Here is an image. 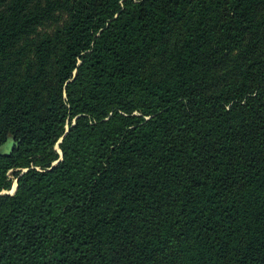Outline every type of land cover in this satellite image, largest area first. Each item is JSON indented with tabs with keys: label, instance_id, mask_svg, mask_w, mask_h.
<instances>
[{
	"label": "trees",
	"instance_id": "trees-1",
	"mask_svg": "<svg viewBox=\"0 0 264 264\" xmlns=\"http://www.w3.org/2000/svg\"><path fill=\"white\" fill-rule=\"evenodd\" d=\"M6 143L0 264H264V0H0Z\"/></svg>",
	"mask_w": 264,
	"mask_h": 264
},
{
	"label": "rangeland",
	"instance_id": "rangeland-1",
	"mask_svg": "<svg viewBox=\"0 0 264 264\" xmlns=\"http://www.w3.org/2000/svg\"><path fill=\"white\" fill-rule=\"evenodd\" d=\"M64 19V14L62 12H57L55 14V18L51 21H47L45 22L43 25L39 26L37 28V31H40V32H51L58 23L62 22ZM11 148V143H6L5 145H3L2 147H0V153H7ZM16 180H14L13 182V186H12V189L10 190H3L1 191V193H10L13 191V188H14V183H15Z\"/></svg>",
	"mask_w": 264,
	"mask_h": 264
},
{
	"label": "water",
	"instance_id": "water-1",
	"mask_svg": "<svg viewBox=\"0 0 264 264\" xmlns=\"http://www.w3.org/2000/svg\"><path fill=\"white\" fill-rule=\"evenodd\" d=\"M58 161V160H57ZM56 161V162H57ZM26 169H24L23 171H25ZM16 186H17V184H16V181H15V183H14V188H13V191L11 192V194H13L14 192H15V190H16ZM5 193V192H4Z\"/></svg>",
	"mask_w": 264,
	"mask_h": 264
}]
</instances>
